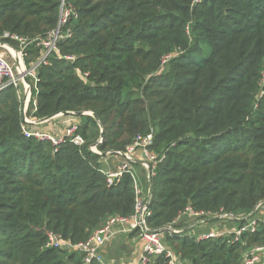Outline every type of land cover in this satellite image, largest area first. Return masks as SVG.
Returning <instances> with one entry per match:
<instances>
[{
	"label": "trees",
	"instance_id": "1",
	"mask_svg": "<svg viewBox=\"0 0 264 264\" xmlns=\"http://www.w3.org/2000/svg\"><path fill=\"white\" fill-rule=\"evenodd\" d=\"M61 1L0 0V42L18 47L4 32L43 37L57 25ZM64 5L72 9L64 30L72 34L38 69L31 116L90 112L78 116L85 143L55 150L25 136L16 89L0 92V264H82L77 250L46 248L48 232L73 245L107 217L131 214L130 174L108 187L102 158L120 156L149 132L150 150L164 155L151 177L150 229L171 225L187 205L244 224L264 201V0ZM25 51L29 65L39 49ZM101 131L96 154L89 146ZM189 232L163 233L184 264H237L264 247L261 223L233 244L195 241ZM154 264L166 263L159 257Z\"/></svg>",
	"mask_w": 264,
	"mask_h": 264
},
{
	"label": "built area",
	"instance_id": "2",
	"mask_svg": "<svg viewBox=\"0 0 264 264\" xmlns=\"http://www.w3.org/2000/svg\"><path fill=\"white\" fill-rule=\"evenodd\" d=\"M198 1V0H195ZM72 9L64 5V0L61 1L60 15L57 25L48 31L43 37L28 38L18 35L16 33L4 32L3 38L9 39L17 43L18 49L10 47L7 42H0V49L8 52L9 58L0 52V92L9 86L16 89V96L18 101L22 104L21 118H22V131L27 137H33L39 141L50 142L52 146L57 148L64 142H70L76 146H82L85 139L79 132V121L70 123L62 132L54 134L38 128V125L48 120L33 119L31 114L36 109L37 104V82H38V69L41 65L48 63V58L53 53H58V43L61 39L70 37L71 31L64 30ZM33 44L39 49L37 59L27 65L24 62L26 56L25 48ZM65 59L73 60L71 55H65ZM264 81V72L263 79ZM90 114V112H85ZM57 115H61L58 113ZM153 133L149 132L145 135H137L133 142L126 147L123 153H120L124 158L119 167L115 171H108L104 168L100 169L106 177L107 186L110 187L118 183L125 173H129L132 178V187L134 192V205L133 212L129 215H112L106 218L105 222L96 228L89 237L83 241L73 245L64 242L60 234L49 231L47 240L45 242L46 248H62L64 244H68L69 248L77 250L82 255V264H115L108 261L105 256L106 247L118 237L130 236L136 233L135 239L140 244V251L137 256L132 259L128 264H154L156 259L162 257L166 264H184L180 260L179 255L166 246L164 241V231L169 234H182L185 230H191L194 226L200 225L203 219L209 217H218L221 220L234 219L230 214L223 213L221 215H214L208 210L195 209L191 205L185 206L179 211L172 224L162 230H152L147 225V218L151 215L149 204H147V194L144 188L134 176L131 170V162L139 159L143 168L153 175L158 162H161L164 155L158 157L150 150L153 143ZM98 139L97 143H100ZM90 150L96 154H101L97 150V144L89 146ZM135 153H138L136 158ZM111 152H106L110 156ZM264 207V203H258L257 210ZM252 216V215H251ZM247 217L246 222L242 225H236L232 228L216 227L199 233H191L189 235L195 241L208 240V239H221L228 244L237 242L240 237L245 233H255L258 230L259 224H264L262 218ZM185 222L186 227H176L173 223ZM198 222V223H197ZM197 223V224H195ZM241 264H264V247H254L248 253L244 254Z\"/></svg>",
	"mask_w": 264,
	"mask_h": 264
},
{
	"label": "crops",
	"instance_id": "3",
	"mask_svg": "<svg viewBox=\"0 0 264 264\" xmlns=\"http://www.w3.org/2000/svg\"><path fill=\"white\" fill-rule=\"evenodd\" d=\"M75 118H77V116H74V115H71V114L55 115L49 121H46L44 123L39 124L38 128L42 129L44 131H48V132L54 133V134H59L70 123L79 121V119L74 121ZM135 156H136V158H138V153H135ZM121 160H122V158H120V157H117V156L110 157L109 156V157L105 158L102 162H104V164L106 166L105 170L115 171V170L118 169V167H119V165L121 163ZM136 161H139V159H136ZM135 163L140 164L139 162H135ZM141 184H142V182H141ZM146 184L148 186V180L146 181ZM142 186H143V184H142ZM147 186H146V189H147ZM146 194H147V192H146ZM224 222H226V221L219 220V221L211 222L212 226H211L210 229H216V227H218V228L224 227V225H222ZM236 224H234V226H233V221H232V227H235ZM193 228L191 230H189V231H191V233L196 234V233L201 232V231L194 232ZM122 238L124 239V242L128 245L129 250H130L129 252H131V253L129 255H127V256H122L123 253H118L117 254L116 252H114V254H113L112 253V249L114 247H112V245L114 244L115 241H112L106 247V249L104 251L105 256H106L108 261H111V262H113L115 264H128L139 253L140 244L137 243L135 237H133V236H122Z\"/></svg>",
	"mask_w": 264,
	"mask_h": 264
},
{
	"label": "rangeland",
	"instance_id": "4",
	"mask_svg": "<svg viewBox=\"0 0 264 264\" xmlns=\"http://www.w3.org/2000/svg\"><path fill=\"white\" fill-rule=\"evenodd\" d=\"M8 45L10 47H13L14 49H18L19 48V46L18 47H15L14 45H11L9 43H8ZM0 52H3L9 58V54H8L7 51H5L3 49H0ZM21 110H22V104L20 103V113H21ZM78 119L79 118L77 116V118H75L74 121H76ZM21 122H22V118H21ZM98 139H100V137ZM114 156H117V155H114V154H111L110 155V157H114ZM107 157H109V156L108 155L103 156L102 161L105 158H107ZM117 157H120V158H122V160H124V158L121 155L120 156H117ZM122 160H121V162H122ZM130 165H131V170H132L134 176L137 178V180L140 182V184L142 182V184H143L142 187L144 188V191L147 192V189H146V181L148 180V173H147L146 169L143 168L141 166V164H138V163L131 162ZM102 167L104 169H106V166H105L104 162H102ZM251 217L252 218L258 217V218L264 219V207H260L258 209V211H256ZM183 223H185V222H183ZM234 224H236V223L233 222V226H234ZM222 225H224L225 227H230L231 228L232 227V222L230 220H228V221L224 222ZM211 226H212V223L211 222H205V223H202L200 225L195 226L193 228V231L194 232H197V231H201V232L208 231L211 228ZM114 241L115 242L112 245V247H114L112 249V253L113 254H114V252H116L117 254L118 253H123L122 256H127V255H129L131 253V252H129L130 250H129L128 245L124 242V239L122 237H118Z\"/></svg>",
	"mask_w": 264,
	"mask_h": 264
},
{
	"label": "water",
	"instance_id": "5",
	"mask_svg": "<svg viewBox=\"0 0 264 264\" xmlns=\"http://www.w3.org/2000/svg\"><path fill=\"white\" fill-rule=\"evenodd\" d=\"M60 114H71V115H75V116H80V115H83V114H85V112H77V113H72V112H59ZM58 113H56V114H54V115H50V116H48V117H45V118H42V120H48V119H51V118H53L55 115H57ZM102 138H103V132L101 131L100 132V139L102 140ZM96 144H98L97 142L95 143V145ZM135 162H139L140 163V161H135ZM151 177H152V175H151V173L150 172H148V186H147V196H148V198H147V204H149V202H150V199H151V194H152V182H151ZM260 203H264V201H262V202H260ZM259 203V204H260ZM258 205V204H257ZM257 205H256V207L252 210V212L248 215V216H246V217H243V218H241L242 220H245V219H247V217H249V216H251V215H253L255 212H256V210H257ZM218 217H209V218H206V219H203L202 220V222H210V221H212V220H214V219H217ZM236 220H239L238 218H235ZM198 223V222H197ZM197 223H195V224H197ZM64 250H68V248H69V245L66 243V244H64L63 245V247H62ZM243 258H244V255L239 259V261L237 262V264H241L242 263V261H243Z\"/></svg>",
	"mask_w": 264,
	"mask_h": 264
}]
</instances>
